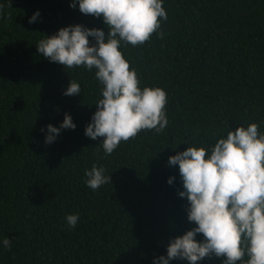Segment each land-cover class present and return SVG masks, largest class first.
Instances as JSON below:
<instances>
[{"label":"trees","instance_id":"1","mask_svg":"<svg viewBox=\"0 0 264 264\" xmlns=\"http://www.w3.org/2000/svg\"><path fill=\"white\" fill-rule=\"evenodd\" d=\"M0 5V264H154L172 238L195 226L169 156L201 145L210 153L229 130L252 122L264 132V0H163V38L153 33L142 45L122 43L121 51L141 89L166 91L167 126L141 130L111 155L102 137L85 135L102 98L95 69L64 68L36 45L68 25L107 34L103 18L81 13L78 0L75 8L70 0ZM70 80L79 94H63ZM65 113L75 129L45 143L47 125L59 127ZM93 164L111 177L95 191L85 183ZM69 214H78L74 228Z\"/></svg>","mask_w":264,"mask_h":264},{"label":"clouds","instance_id":"2","mask_svg":"<svg viewBox=\"0 0 264 264\" xmlns=\"http://www.w3.org/2000/svg\"><path fill=\"white\" fill-rule=\"evenodd\" d=\"M78 4L81 13L103 18L107 34L101 28L68 25L41 39L37 50L64 68L95 69L103 86L102 98L85 135L93 140L102 137L103 151L111 155L122 141L135 138L141 130L159 133L167 126L166 91L150 86L141 89L136 70L130 68L121 51L122 43L135 47L149 41L158 33L161 20L167 19V12L163 0H78ZM76 5L77 0H70V7ZM38 16L39 10L29 23ZM158 34L163 38L162 32ZM89 37L95 43H90ZM80 92V84L70 80L63 94ZM75 127L71 115L65 113L59 127L47 125L45 143H53L61 129ZM168 165L179 166L183 190L178 194L187 198V219L195 226L172 238L166 256L154 257V264H169L175 259L197 264L212 256L223 258V264H264V132L259 125L252 122L229 130L210 153L203 145L188 146L169 156ZM105 173L103 166L93 164L85 171L86 185L95 191L111 183ZM173 180L170 176L168 183ZM78 218V214L67 215L68 226L74 228ZM197 234L203 239L197 240ZM2 244L11 250L9 237Z\"/></svg>","mask_w":264,"mask_h":264}]
</instances>
